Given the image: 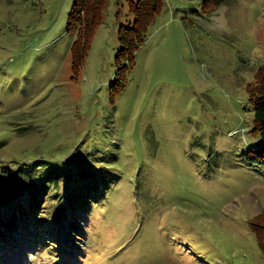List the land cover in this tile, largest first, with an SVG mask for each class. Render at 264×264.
<instances>
[{
    "label": "rangeland",
    "instance_id": "obj_1",
    "mask_svg": "<svg viewBox=\"0 0 264 264\" xmlns=\"http://www.w3.org/2000/svg\"><path fill=\"white\" fill-rule=\"evenodd\" d=\"M160 2L127 68L115 54L129 0H106L74 70L72 0H0V164L38 160L71 184L94 178L105 203L68 211L83 229L73 238L54 229L65 222L55 212L40 220L62 244L50 252L29 217L9 248L0 238V264H264L249 226L264 210V157L247 91L264 61V0ZM1 169L3 215L29 190H11L14 169Z\"/></svg>",
    "mask_w": 264,
    "mask_h": 264
},
{
    "label": "trees",
    "instance_id": "obj_2",
    "mask_svg": "<svg viewBox=\"0 0 264 264\" xmlns=\"http://www.w3.org/2000/svg\"><path fill=\"white\" fill-rule=\"evenodd\" d=\"M106 0H72L70 10L67 15V23L69 26L74 18L75 9L79 8V16L77 17L78 27L76 28V36L70 45L72 68L75 70L83 63L84 57L89 48V43L93 35L96 24L100 21L103 6ZM161 0H129L128 9L133 15V21L131 24H119L117 29V39L119 42V48L115 54V60L118 58L124 59V66L129 67L133 63V51L143 40L146 33L147 25L152 20L155 13L161 5ZM224 0H203L205 6L210 4L215 7L222 3ZM120 70V66L117 68L116 73ZM115 84V83H114ZM248 97L252 102V119L253 126L251 132L257 135V141L255 149L256 157H264V61L257 68L255 72V80L248 85ZM9 167L14 169V165L5 162L0 164V180L6 179L8 173L3 169ZM37 169V170H35ZM65 169L63 167H54L45 164H40L38 160L31 163L18 164L12 171V175L8 177L11 185V190L18 189L19 187L28 185L26 190H29L27 203L24 205L18 200L17 202L11 201L10 206L7 208V213L0 215V238L2 240L3 248L7 249L10 246L4 244V241L8 243V239L12 237L14 233L23 235L25 232L26 220L31 217L36 218V222L30 223L34 229L33 242L37 245H41L43 249L48 252L52 251L54 247H61V243L55 238V234L50 230L54 223L51 222V226H40L42 219L48 218L50 213L55 212V220L59 221V218H65V222L61 223L59 227L54 229H63L69 236L73 233L82 234L83 229L76 220L78 217L76 212L68 213L70 209L81 208L83 210L94 211L98 207H104L105 203H101V197L96 189V181L86 179L82 182L69 183L67 175L64 174ZM33 173V175H28ZM94 177V176H93ZM41 179V180H40ZM20 180H24L20 181ZM6 187V186H5ZM38 189L49 193L46 203H41L37 198ZM119 188H108V193L113 194L118 191ZM101 193V192H100ZM121 198L120 200H123ZM95 200V201H94ZM54 203V204H52ZM1 204V203H0ZM24 206V207H23ZM91 206V207H90ZM66 211V213H65ZM64 217L62 214H64ZM104 214H106L104 212ZM126 220L125 217H123ZM100 222L104 224H110V226L117 227L120 224L113 222L112 220L100 218ZM262 224L259 226V224ZM3 224H6L5 226ZM125 228L127 224L123 222ZM264 210L256 212L249 219V226L252 227L254 237L257 240V244L261 252L264 255ZM259 226V227H258ZM25 227V229L23 228ZM9 236V238H7ZM30 235H28L29 238ZM1 242V241H0ZM73 243V239H70L68 247ZM60 251V248L59 250ZM85 260H89L90 257L85 255ZM93 261V259H92Z\"/></svg>",
    "mask_w": 264,
    "mask_h": 264
}]
</instances>
